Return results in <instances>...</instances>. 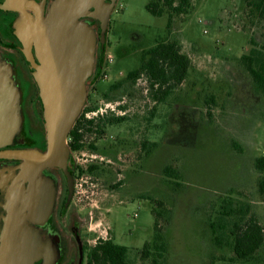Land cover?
Instances as JSON below:
<instances>
[{"label":"rangeland","instance_id":"374dc122","mask_svg":"<svg viewBox=\"0 0 264 264\" xmlns=\"http://www.w3.org/2000/svg\"><path fill=\"white\" fill-rule=\"evenodd\" d=\"M247 1L252 0H193L191 12L176 17L170 28L165 13L147 12L149 0L115 1L103 44L96 42L95 48V55H110L112 62L105 67L107 78L93 85L95 92L88 78L91 98L85 105L96 104L97 115L116 113L126 120L87 135L96 150L69 153L73 165H98L75 179L80 235H87L90 245L111 237L139 264V249L154 236L148 196L169 212L159 219L167 246L163 264H264V241L250 260L237 261L229 239L219 237L218 245L211 227L222 203L231 201L235 207L248 205L264 228V200L257 190L264 172L254 167L264 155V97L239 60L250 39L264 44V18H257ZM85 21L97 33L98 25ZM166 39L179 42L190 68L163 102L153 110L145 76L104 99L112 84L140 66L145 50ZM144 139L147 154L140 146ZM166 167L179 174L178 186L164 175ZM65 222L62 232L69 239L72 224ZM77 259L72 252L70 260Z\"/></svg>","mask_w":264,"mask_h":264},{"label":"water","instance_id":"95a60500","mask_svg":"<svg viewBox=\"0 0 264 264\" xmlns=\"http://www.w3.org/2000/svg\"><path fill=\"white\" fill-rule=\"evenodd\" d=\"M115 1L53 0L46 15L43 3L32 0H5L1 5L20 13L15 27L34 67L47 147L44 153L35 149L0 152V157L20 161L13 168L0 171V264H34L39 259L40 264H55L58 258L55 244L42 239L38 229L47 221L55 196L54 182L42 170L62 169L71 192L67 139L88 96L87 82L94 69L97 42V33L82 18L100 22L99 41L103 42ZM32 45L39 64L33 63ZM21 121L18 89L9 68L0 62V146L11 142Z\"/></svg>","mask_w":264,"mask_h":264},{"label":"trees","instance_id":"16d2710c","mask_svg":"<svg viewBox=\"0 0 264 264\" xmlns=\"http://www.w3.org/2000/svg\"><path fill=\"white\" fill-rule=\"evenodd\" d=\"M246 3L257 18H264V0H252ZM145 8L153 16H161L165 13L167 15V28H170L173 26L176 17L191 12L193 0H149ZM100 44H103V42H100ZM249 45L248 53L242 55L239 60L251 77L254 88L264 97V44L250 39ZM102 62L103 59H100L99 55L96 54L92 75L99 74ZM189 68L190 60L187 55L181 52L179 42L176 39L162 40L145 50L141 55L140 66L130 71L123 81L112 84L109 92L104 94L103 97L106 100H112L114 99L111 95L112 90L118 89L125 83L132 85L140 76H145L154 110L155 104L163 102L170 92L185 80ZM89 98L91 97L88 94V100ZM95 108L96 104L87 103L76 118L68 134L70 151L96 150L93 142L86 141L85 137L89 134H101L106 125L118 124L126 120L124 115H115L114 113L110 116L102 114L87 119L84 114ZM153 110L149 111L150 116L153 115ZM147 144L146 139L140 142L141 149L145 154L150 150ZM254 167L259 172H264V155L255 159ZM68 170L76 178L83 174L94 173L98 170V165L89 163L84 166L71 163ZM164 175L171 181L174 180L176 186L180 184L176 182L180 179L179 174L171 167L164 169ZM257 190L264 200V176L258 180ZM144 198L148 199L153 206L151 212L154 216V236L152 239L145 241L139 249V264H163L166 258L167 246L159 226V219L168 218L169 212L162 207L161 201L148 196ZM222 204L225 208L221 206L222 210L219 212L220 217L215 224L216 226L211 225L212 229L214 228L218 233L215 236L216 243L221 244L219 237L224 235L226 239H229L234 260H250L264 241V228L258 218L252 212L249 213L248 205L235 207V204L232 205L231 201ZM128 254V248L115 243L111 237L100 239L87 256V264H132Z\"/></svg>","mask_w":264,"mask_h":264},{"label":"flooded vegetation","instance_id":"af4514ba","mask_svg":"<svg viewBox=\"0 0 264 264\" xmlns=\"http://www.w3.org/2000/svg\"><path fill=\"white\" fill-rule=\"evenodd\" d=\"M32 1L37 4L43 3L44 14L46 15L50 3L53 0ZM105 1L109 2L110 0ZM4 2L5 0H0V62L9 68L10 76L18 89L22 121L20 130L11 138L9 144L0 146V152L13 149H35L44 153L47 142L43 118V104L38 85L33 75L34 67L24 52L22 40L17 35L15 23L20 13L12 9H3L1 5ZM27 12L32 13L31 10ZM82 19H89L93 21V24L98 25L97 42L100 44V22L91 17ZM30 51L33 63L39 64L33 45ZM19 162L18 159L0 157V171L13 168ZM70 164L71 161L69 158L67 170ZM42 174L53 180L55 196L52 211L47 221L38 228L42 232L41 237L42 239H49L55 244L59 252V259H56V264H74L70 260L72 252L78 258L75 264H87V256L98 241L90 245L87 235H80L82 225L79 223L80 218L76 212V202L74 200L77 185L75 182L76 178L70 174L72 178V189L70 192L67 186V177L62 169L57 167L44 168ZM2 211L3 194L0 189V214ZM67 219L69 220V224H72L69 225L71 230V238L69 239L63 234L61 227V225H66L65 221ZM40 263L41 259L34 262V264Z\"/></svg>","mask_w":264,"mask_h":264},{"label":"built area","instance_id":"2783aa9c","mask_svg":"<svg viewBox=\"0 0 264 264\" xmlns=\"http://www.w3.org/2000/svg\"><path fill=\"white\" fill-rule=\"evenodd\" d=\"M112 62V57L110 55H107V57L105 59H103V62H102V67L99 71V74L94 76V75H91V78L92 79V88H91V91L90 92H95V87L93 85H95V82L96 81H99V80H103L105 78H107V74L105 72V67L107 66V64H110ZM93 74V73H92ZM94 76V77H92ZM89 94V93H88ZM99 111L98 110H92V111H88L84 114V116L87 118V119H90V118H93L95 116H97V113ZM118 114H123L124 112L121 111L120 109H118ZM100 115L104 114L100 111L99 113ZM116 114V113H115ZM264 152V151H263ZM134 216H136V214H134Z\"/></svg>","mask_w":264,"mask_h":264}]
</instances>
